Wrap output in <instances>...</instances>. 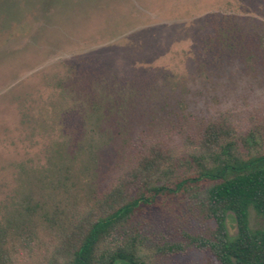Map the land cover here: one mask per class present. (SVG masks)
Masks as SVG:
<instances>
[{"label": "rangeland", "instance_id": "1", "mask_svg": "<svg viewBox=\"0 0 264 264\" xmlns=\"http://www.w3.org/2000/svg\"><path fill=\"white\" fill-rule=\"evenodd\" d=\"M209 123L243 154L257 132L264 153V0H0L5 264H67L73 223L106 212L151 148L172 179L191 176ZM203 194L138 213L105 246L134 239L148 264H217L192 246L166 251L215 227ZM249 222L264 226L254 208Z\"/></svg>", "mask_w": 264, "mask_h": 264}, {"label": "trees", "instance_id": "2", "mask_svg": "<svg viewBox=\"0 0 264 264\" xmlns=\"http://www.w3.org/2000/svg\"><path fill=\"white\" fill-rule=\"evenodd\" d=\"M242 141L247 148L244 154L229 127L209 123L191 156L194 173L180 179H172L170 157L151 148L106 195V201H113L106 212L73 223V251L67 264H148L134 239L113 247L105 243L138 213L202 192V213L215 227L185 232L187 242L169 244L166 251L181 252L192 246L210 253L217 264H264V226L255 229L249 222L250 208L264 220V153L258 149L257 132H250ZM134 183L138 188L130 197ZM229 216L236 223L234 236L226 224ZM0 237V264H5L4 236Z\"/></svg>", "mask_w": 264, "mask_h": 264}]
</instances>
